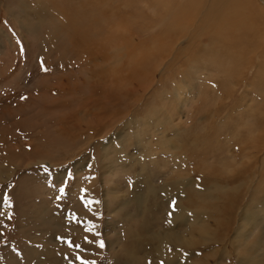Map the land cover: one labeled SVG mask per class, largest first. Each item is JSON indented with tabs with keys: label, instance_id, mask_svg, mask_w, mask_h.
<instances>
[{
	"label": "rangeland",
	"instance_id": "obj_1",
	"mask_svg": "<svg viewBox=\"0 0 264 264\" xmlns=\"http://www.w3.org/2000/svg\"><path fill=\"white\" fill-rule=\"evenodd\" d=\"M0 36V264H264V0H0Z\"/></svg>",
	"mask_w": 264,
	"mask_h": 264
},
{
	"label": "bare ground",
	"instance_id": "obj_2",
	"mask_svg": "<svg viewBox=\"0 0 264 264\" xmlns=\"http://www.w3.org/2000/svg\"><path fill=\"white\" fill-rule=\"evenodd\" d=\"M9 2V1H8ZM7 2V3H8ZM2 4V3H1ZM168 5V4H167ZM166 5H164V7H165ZM127 7V6H126ZM236 7V6H235ZM234 7V8H235ZM233 8V9H234ZM232 9V10H233ZM118 10V9H117ZM237 10V9H236ZM261 11V10H260ZM240 12V11H239ZM237 14V13H236ZM237 16H238V14H237ZM55 22H57V20H56V17L55 16H53V18H52ZM193 21H194V19H193ZM240 22V21H239ZM179 23V22H178ZM19 25V24H18ZM107 25V24H106ZM103 29H105V28H103ZM107 29V28H106ZM119 31H120V27H119V25H116V24H114V25H109L108 24V30H107V33H106V35H105V37H104V39H102V40H99V42H102V43H105V47L108 49V50H110V51H108V52H106V50H102V54L104 55V56H111L110 54L112 53L113 55V60H115V64H116V61L118 60V59H120L121 58V55L123 54V52L125 51V46L124 45H115V46H111V44H110V38L113 36V35H115V34H118L119 33ZM106 32V31H105ZM22 33H24V32H22ZM142 33L144 34L145 32H144V30L142 29ZM2 34H3V32H2ZM105 34V33H104ZM5 35V34H4ZM3 36V35H2ZM70 37V36H69ZM0 38H1V36H0ZM140 39V38H139ZM143 39V38H142ZM1 40V39H0ZM49 40H50V45L49 46H52V47H56L61 53H63V54H61V55H67V56H69V54L65 51V49H64V42L60 39V37L59 36H51V37H49ZM181 40V39H180ZM2 41V40H1ZM6 41V40H5ZM133 52H134V54L135 55H137V57L139 58V60L137 59V58H135V56H130L131 57V59L134 61V62H143V58H142V53L141 52H143V46H142V41H140L139 40V43H138V45L133 49ZM108 53H110V54H108ZM178 54V53H177ZM164 63V62H163ZM133 77H135V79L137 80V83H138V85H137V87H138V90H141V88H140V81H139V79L138 78H136V76H133ZM181 86V85H180ZM182 92H183V87H179V86H177L176 88H175V92H174V95L176 96V98L177 99H180V96H181V94H182ZM173 95V96H174ZM170 100V99H169ZM173 100V99H172ZM171 101V100H170ZM172 103V102H171ZM169 104V103H168ZM181 104H182V102H181ZM168 106V105H167ZM170 106V105H169ZM168 110V109H167ZM166 110V111H167ZM165 111V112H166ZM165 114V113H164ZM155 119V118H154ZM149 152V151H148ZM185 180L186 181H189L190 179L189 178H185ZM217 188H219V187H224V188H227V189H230V187L225 183V185H218V184H216L215 185ZM214 186V187H215ZM201 190H202V188H199V192H201ZM206 190V189H205ZM156 193V192H155ZM203 210L204 209H202V208H197V209H194V210H191V209H188V208H186V207H184V206H182L179 202H178V208H177V211H176V215H175V219L176 218H183V217H185V216H188V215H193V214H201L202 212H203ZM204 216V215H203ZM189 218V217H188ZM189 221V220H188ZM244 223H245V221L243 220V225H244ZM203 231V230H202ZM180 242H182V240L180 239V238H177ZM164 240V239H163ZM167 240V239H166ZM175 244H177V243H175ZM167 252V251H166ZM184 252V251H183ZM246 252V251H245ZM175 254H177V253H175ZM178 256V255H177ZM245 257V256H244ZM247 257V256H246ZM178 258V257H177ZM179 258H181V257H179ZM241 258V257H240ZM248 258H251V257H248ZM247 258V259H248ZM239 259V258H238ZM237 259V260H238ZM242 259V258H241ZM246 259V258H245ZM251 260V259H250ZM247 262H248V260H246ZM254 261H256V260H254ZM242 262V261H241ZM250 263H252L251 261H249ZM244 263V262H243ZM246 263V262H245ZM244 263V264H245ZM255 263V262H254ZM246 264H248V263H246Z\"/></svg>",
	"mask_w": 264,
	"mask_h": 264
},
{
	"label": "crops",
	"instance_id": "obj_3",
	"mask_svg": "<svg viewBox=\"0 0 264 264\" xmlns=\"http://www.w3.org/2000/svg\"><path fill=\"white\" fill-rule=\"evenodd\" d=\"M102 43V42H101ZM139 43V39L137 37H134L133 40H131L129 42V45L126 47V50H125V55L127 57V59L131 58L130 56H135V58H137L139 60V58L137 57V55L134 54L133 52V49L138 45ZM105 50L106 47H104ZM96 56L99 57V59H104V58H107V56H104L102 54V50H100V47H99V50L98 52L96 53ZM108 58H110V56H108ZM106 60V59H104ZM115 61V60H114ZM138 64V62H136L134 65H132V73H129V72H126L125 74L123 73V70L125 68H128L130 63L128 61H124L122 59H118L116 61V65L119 66L118 68H116V71L113 75H111V77H113L115 80L118 81V84H120L121 81L123 80H127V81H130V77H131V74H134L137 72L138 68L136 67ZM107 63H104V65L101 63V66L104 68V66H106ZM111 79V78H110ZM109 81H112V80H109ZM125 83H128V82H125Z\"/></svg>",
	"mask_w": 264,
	"mask_h": 264
},
{
	"label": "flooded vegetation",
	"instance_id": "obj_4",
	"mask_svg": "<svg viewBox=\"0 0 264 264\" xmlns=\"http://www.w3.org/2000/svg\"><path fill=\"white\" fill-rule=\"evenodd\" d=\"M66 58H68V56H67V55H61V56H59V59H62V60H63V59H66ZM176 87H177V86H175V88H176ZM180 101H181V100H180ZM180 103H181V102H180ZM152 119H154V118H152ZM147 122L149 123V125H147V124H146L147 126H151V125H152V123H153V122H152V123H150V120H149L148 118H147V121H146V123H147Z\"/></svg>",
	"mask_w": 264,
	"mask_h": 264
},
{
	"label": "snow or ice",
	"instance_id": "obj_5",
	"mask_svg": "<svg viewBox=\"0 0 264 264\" xmlns=\"http://www.w3.org/2000/svg\"><path fill=\"white\" fill-rule=\"evenodd\" d=\"M174 202H173V207H174ZM100 246L103 247L104 244H103V241L100 242ZM83 264H93V262H83Z\"/></svg>",
	"mask_w": 264,
	"mask_h": 264
}]
</instances>
